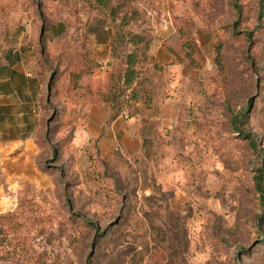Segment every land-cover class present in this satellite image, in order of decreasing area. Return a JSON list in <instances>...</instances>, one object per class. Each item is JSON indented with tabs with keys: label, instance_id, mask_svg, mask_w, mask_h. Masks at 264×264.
Instances as JSON below:
<instances>
[{
	"label": "rangeland",
	"instance_id": "obj_1",
	"mask_svg": "<svg viewBox=\"0 0 264 264\" xmlns=\"http://www.w3.org/2000/svg\"><path fill=\"white\" fill-rule=\"evenodd\" d=\"M40 46L69 98L90 100L91 76L76 91L67 68L99 75L115 137L79 147L68 117L64 147H0V264H264L257 152L236 129L264 156V0H0V139Z\"/></svg>",
	"mask_w": 264,
	"mask_h": 264
},
{
	"label": "crops",
	"instance_id": "obj_2",
	"mask_svg": "<svg viewBox=\"0 0 264 264\" xmlns=\"http://www.w3.org/2000/svg\"><path fill=\"white\" fill-rule=\"evenodd\" d=\"M36 55L35 60L38 64L39 72L31 77L30 73L27 75L26 73L21 75V71L16 75V84L18 87V92L16 90H12V94H16L15 101L12 103L10 101L2 103L1 109L4 112L7 110V105L12 106L13 120H11V130L13 131V135L9 138L7 137V133L4 132L0 139V147H27L31 153H36L39 150V146L36 143V135L39 130L43 127L45 111L43 108V103L45 100L52 97L54 94V98H57L55 105L61 113H65V117H74L73 123V136L75 138L76 135L79 137L86 136V140L79 145V147H83L88 143L89 138L92 135H97L102 133L100 136L99 144L100 146L106 143L102 141H109V138L115 137V120H112V109L106 103L105 112L100 111L99 106L97 104V100L93 102V91H98V86L96 84L95 78L99 76L95 72H91L90 74V86L88 90L90 91V100L83 98L82 93L79 94L80 98L72 99L68 97L66 90H64V94L61 93L60 87H57L58 81H55L52 88H49V77L47 73L43 72V67L39 61V56L35 52ZM15 58L17 59L16 55ZM31 69H35L34 65H30ZM11 72V71H10ZM46 74V75H45ZM29 77H25V76ZM88 73L82 75L79 80V86L76 88L81 91V86L84 85L83 81L84 77ZM48 76V77H47ZM59 80V79H58ZM14 83V84H15ZM12 85V84H11ZM13 87V85H12ZM56 91V92H55ZM96 96V93H94ZM86 96V95H85ZM59 97V98H58ZM63 97V98H61ZM75 108V111L71 113V108ZM109 107V108H108ZM111 114V116H110ZM6 115L0 114L1 121L4 122V129L8 127ZM63 117V116H62ZM111 120V122H109ZM79 121V124L76 122ZM83 122L85 126H83ZM130 124V120L128 121ZM126 136L121 138L122 144L124 147L126 145ZM129 137H127L128 139ZM137 137L132 138V140L136 141ZM73 140V139H72ZM74 141H72L73 143ZM138 147H140V142L138 141ZM85 147V146H84ZM23 161V160H22Z\"/></svg>",
	"mask_w": 264,
	"mask_h": 264
},
{
	"label": "trees",
	"instance_id": "obj_3",
	"mask_svg": "<svg viewBox=\"0 0 264 264\" xmlns=\"http://www.w3.org/2000/svg\"><path fill=\"white\" fill-rule=\"evenodd\" d=\"M60 29H58V33H60L62 30H63V27L62 25H60L59 27ZM130 40L132 41L133 44L137 45L138 43L142 42V37L136 35V34H133L132 37L130 38ZM36 53L38 54L39 56V61L42 65V67L44 68L46 66V68H48L50 65H49V62H48V59H47V52H46V49L45 47L43 46H40V47H37L36 48ZM84 57L82 55H79V60L75 61L76 64H79V63H85L86 64V60L87 58H85V54H83ZM137 61H136V58L134 57L133 53H129V55L127 56V61H126V64H127V68H126V71H125V74H124V80H123V83L124 85H131L135 79V76H136V71H135V65H136ZM85 68V67H83ZM68 68L66 69L65 73L67 75V78H68V83L74 85L73 88H78L79 86V80L80 78L82 77L83 74L85 73H91L92 71L89 70L88 68H85V69H79L76 73H74V71H71V70H68ZM63 72L61 73H58V76L60 74H62ZM58 76H55L54 75L49 77V88H52L55 81H57ZM53 83V84H52ZM108 92V91H107ZM98 93V91H97ZM55 100L50 97V99L48 98L47 100H45V102L43 103V108H44V111H45V116H44V122H43V127L41 130H39L37 132V135H36V143L37 145L39 146V154L42 155L43 154V151L46 147H64L67 143V133H63L61 135V129L63 128V122L62 120L64 119V121L67 120L68 117H65V113H61L57 106L55 105ZM106 101H109L108 98H106ZM110 101H112V99H110ZM114 104H116L114 101H112ZM113 115H112V118L115 117V114L116 112L114 111L113 109ZM63 116V117H62ZM74 117H69L68 120H70L72 123L74 122ZM53 119V121H56L58 122V127L57 129L54 131V132H50L49 128H50V121ZM70 125L69 127V131L71 132V134L68 132V134H70V136L73 135V128L74 126ZM238 130V132L240 134H244L243 136L241 135V138L242 139H246L248 140V144L250 146H252L251 148L254 149V151L257 152V157H258V162H257V166L255 168V175H254V180H255V189L256 191L259 193V199L261 201V213L258 215V221H261V219H264V169L262 168V166L264 165V156L262 155V148H258L257 147V144L255 141H253L249 136H247L244 132H241L240 128H236ZM54 134V135H53ZM56 135H60V137L55 141V143L53 144L52 146V137L53 136H56ZM52 140V141H51ZM57 151L58 150H55L53 149V153L54 155L56 156L57 155ZM38 154V155H39ZM40 157V156H38ZM264 244V238H263V241L261 242Z\"/></svg>",
	"mask_w": 264,
	"mask_h": 264
}]
</instances>
